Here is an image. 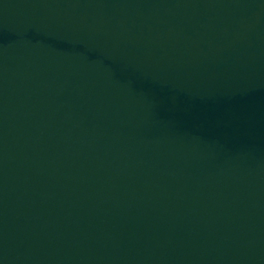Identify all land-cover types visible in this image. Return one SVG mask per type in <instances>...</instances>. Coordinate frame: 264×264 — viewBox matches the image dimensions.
Returning a JSON list of instances; mask_svg holds the SVG:
<instances>
[{"label": "water", "instance_id": "water-1", "mask_svg": "<svg viewBox=\"0 0 264 264\" xmlns=\"http://www.w3.org/2000/svg\"><path fill=\"white\" fill-rule=\"evenodd\" d=\"M0 264H264V0H0Z\"/></svg>", "mask_w": 264, "mask_h": 264}]
</instances>
